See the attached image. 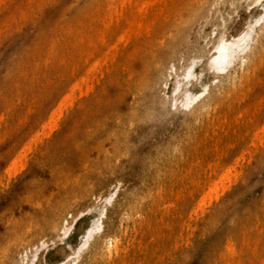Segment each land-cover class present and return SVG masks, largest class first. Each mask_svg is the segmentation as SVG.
Here are the masks:
<instances>
[{"label":"rangeland","instance_id":"1","mask_svg":"<svg viewBox=\"0 0 264 264\" xmlns=\"http://www.w3.org/2000/svg\"><path fill=\"white\" fill-rule=\"evenodd\" d=\"M26 1L28 2V0H18L15 3L7 4L5 11L0 12V26H2V21H5L10 13L19 17L22 10L27 7L26 4L28 3ZM183 1V7L177 15L171 17V22L159 24V30H162L161 35L159 34L162 44L157 45L159 51L165 50L169 47V44L171 46L174 42L177 46V54L182 53L186 49L198 52L200 47L206 42L204 39L205 35L208 38H213L217 31L221 29L220 25L223 24V20L228 21L226 27L234 32L249 14L256 15L261 10V6H256L249 13L247 2L245 1L232 6V0H208L206 5L210 13H203L201 16L190 20L192 5L190 8L185 7L187 5L186 0ZM104 3L105 0H45L44 8L36 11L34 19L25 20L22 23L18 22L12 29L6 30L3 34L1 33L2 35L0 34V117L1 115L4 117H1L3 120H0V264H25L26 261V264H28L31 261L29 259L32 257L36 258L34 260L32 258L34 261V263L31 261L32 264H54L65 259H68L66 260L68 263L73 259L67 258L73 255V248L76 247V244L82 242L84 238L86 239L83 236L85 229L91 225L92 220L96 222L99 218L102 222L110 219L112 224H110L109 229H106V226L105 229L94 233L95 235L92 234V238H89L92 244L89 242L90 245L85 246L86 248L80 253L82 258L77 257V263H72L127 264L128 262L126 261H129V259L124 260V257L133 256L132 253L137 254L136 252L140 250L142 251L134 255L133 259H130L129 264H134L135 261L137 263L141 261L139 262L140 264L143 263L144 257L141 256L144 254L142 253L144 250L147 251L149 247H147V243L145 245L142 226L145 225V222L147 223V220H149L148 222L154 220L153 208L156 194L160 192L161 188L159 187L164 180H167V175L180 173L183 167H187L194 159L200 156L202 153L201 146L211 125H229L226 114H233L238 110L243 113L244 109L247 111L248 109L246 108H250V105L255 103V96V101L259 100V97L264 96V82L258 85L254 91H250L245 81L235 80L232 82L229 80L218 88V93L212 99L214 101L213 104L208 109L203 110L199 116L189 114L195 107V102L198 101L196 100L191 103L190 107L192 108L189 107L188 110H184L185 113H188H186L187 115L181 114L175 118H167L162 115L164 108L169 107L168 111H175V108H173L174 104L169 99L172 97L171 91L174 87V80L169 79L166 88L164 87L165 92L160 88V100L156 101L157 107L153 113L156 123L147 121L140 124L136 119L131 118L127 126H124L121 114L129 107L133 95L125 91L126 77L124 79L110 77L108 82L102 84L92 94L93 100L91 102L83 103L81 104L82 106L79 105L81 107L76 106L65 114V119L63 117L58 120L56 119L58 115H54V122L58 120L57 123H59L58 125L56 123L58 128L53 127L55 125L51 124L49 131H46L47 135L50 134L48 135L49 137H44L46 136L44 131L49 124H46V129L41 124L49 120L50 111L54 110L57 96L62 94L63 87L57 86V77L54 76L50 79L49 85L45 84V91L42 86H37L33 91L26 87L19 92L18 81L25 73L26 70L24 69L31 68L43 56L49 55V50L52 52L51 49L58 45L55 42H58L60 37H63V41L65 40L67 44L62 43L59 48L53 49L52 53L56 51L53 54H56V57L50 56L55 58L53 60L55 64L60 59L61 61L63 59V61H67V58H69L68 61L73 60L76 57L75 48H71L68 43L71 42L70 44H73L75 42L73 37L76 38L78 30L82 28L86 27L85 32L88 34L94 31L93 26L90 25H93L92 20L95 19L94 17L99 16L104 11ZM97 6H100V8L96 9ZM19 10H21L20 13ZM125 22L126 20L123 17L120 19L119 25L123 26ZM81 23H84L82 26H86H80ZM69 30H72V33ZM9 32L10 34H8ZM66 33L67 35L71 33V37L64 35ZM67 38L68 40L70 38L69 42H67L68 40L66 41ZM50 43L53 44L52 47ZM135 45H127L126 49L121 50L123 59L125 61L130 59L129 62L132 65L131 69L125 68L124 70L125 72L128 70V73L133 72L136 77L141 78L143 86L146 83L149 66H145L139 55H134L135 49L137 50L138 47ZM69 46L71 49H69ZM130 51L132 54H130ZM68 53L71 54L67 55ZM127 54L132 55V58ZM50 56H47V58ZM262 59H264V55H262ZM171 63L172 59H167L166 65L171 66ZM237 64L230 65L227 70H224V73L237 68ZM196 70L202 71L198 85L195 87L200 89L207 81H212L214 72L210 71L211 69L208 70L206 65L197 67ZM57 73L54 72V74ZM213 82L215 84H211V88L218 86L220 83L216 80L211 83ZM258 92L260 93L258 94ZM22 93L25 96L24 99H22L23 96L22 98L20 97ZM206 94L207 92L204 96ZM205 97L202 95L198 99L201 101V98L204 99ZM11 100L14 103H10ZM29 102L32 103L29 104ZM5 106L12 112L10 110L6 111ZM33 107L36 108L34 109ZM239 107L240 109H238ZM29 108L34 109V112ZM29 110L32 113H29ZM2 111L4 113H1ZM6 112L8 113V119ZM24 117L28 119L26 120ZM18 120H21L20 123ZM51 123L53 122L51 121ZM15 126L17 130L13 129ZM262 128L263 130L259 136L255 137L253 135L247 141L244 152L238 150L233 135L229 138L228 136L220 138L221 141L219 140V143L221 145L223 142L228 145L229 154L224 160L227 164L241 157L235 168L243 174V182H241V186L235 187L233 193H231V196L236 195L237 197L238 205L236 204L235 207V215L231 221L215 222L213 229H211L213 231L209 229L201 231L199 229L200 231H197L195 241L188 242L183 254L177 260H171V263L168 262L169 264H208L207 261L215 264L213 260L215 258L217 260L219 256L217 253L221 252L220 249L226 245L225 242H227L228 238L230 236L238 237L239 234L241 236H239L240 239H243V236L244 238L249 237L250 244L255 241L258 250L264 252V244H262L264 241L262 240L260 244V239H264V218H262L264 216V163L260 161L264 153V125ZM126 129L129 136L125 143L119 144L115 142L114 137L110 138V130L111 132L116 130L118 138L122 139ZM7 130L9 131L7 132ZM34 131L37 135L40 132L39 136H37L38 138L35 137ZM31 137L35 138L36 142L39 140V142L36 144L33 141L32 146H34L30 147L31 150H29V147L26 149L24 146H28ZM228 139L231 141L229 142ZM29 146L31 145L29 144ZM262 149L263 153L257 157ZM17 155L18 158L21 156L19 160H16ZM14 160H16L15 163L13 162ZM175 183V187L178 185L179 187H177L180 188L179 181V184ZM103 194L111 195V197L106 196L105 201H102L105 197ZM112 194H114L113 197ZM97 197L100 198L98 199ZM182 197L176 194V197L172 198V202H183L181 200ZM176 198H178V201L175 200ZM162 199L161 203L163 205L167 198ZM164 199L165 202H163ZM185 199L188 201V198ZM104 202L107 206L102 205ZM96 207L100 208L96 209ZM89 208H93V210L85 213L84 211L89 210ZM66 211L67 213L65 214ZM81 212L84 213L82 217L78 214ZM100 212L103 216L99 214ZM104 216L106 217L104 218ZM72 217L77 218V220L71 219ZM70 220H74L72 221L73 223H70ZM171 220L174 222L173 218ZM58 221L59 223H57ZM67 221L73 225L74 229L70 230L67 227L70 225ZM65 222L66 226H64ZM64 227L68 228L65 231L69 233L68 235L64 234V231L63 233L60 232L64 230ZM245 228L246 232H244ZM242 230L243 232L241 233ZM207 231L210 234L206 233ZM251 231H254V234ZM225 232L226 234L224 235ZM247 233L250 234L248 235ZM216 234L217 236H215ZM61 235L63 238H61ZM103 238L104 240L106 238V240L103 241ZM107 238L108 240L111 238L110 244ZM116 238L119 239L117 240ZM133 238H135V241ZM114 240L118 241V243L117 241L115 242V245ZM213 240L214 242H212ZM40 241H43L46 245H42L40 248ZM101 242L103 244L105 242V250H103L104 247H102L103 244ZM131 244L133 246L130 249ZM127 245V250L130 249L131 251L125 249ZM139 245L144 246V248ZM249 245L246 246L248 253L252 251V246ZM35 246L40 249H37L40 251H37V254L31 252L36 250ZM211 246L213 247L210 248ZM218 246L222 247L217 250ZM109 247H112L110 251H106ZM99 248H103L102 255L99 253L101 251L98 250ZM27 250H30L29 253L31 255L34 253V256L31 257ZM111 250H113L112 254ZM115 250H118L117 253L119 255L115 254ZM205 250L207 253H205ZM104 252L106 253L104 254L106 255L105 258ZM107 252L109 253L107 254ZM25 253L27 256H25ZM123 253L124 255H122ZM109 254L111 256H108ZM127 254L128 257H126ZM204 254L206 255L204 256ZM121 255L122 257L124 256L123 259L120 257ZM208 255L210 256L208 257ZM24 256L28 260L24 261ZM99 256H102V258ZM205 260L206 262H201ZM216 263L219 264L218 260ZM68 264H71V262ZM143 264L146 263L144 262Z\"/></svg>","mask_w":264,"mask_h":264},{"label":"bare ground","instance_id":"2","mask_svg":"<svg viewBox=\"0 0 264 264\" xmlns=\"http://www.w3.org/2000/svg\"><path fill=\"white\" fill-rule=\"evenodd\" d=\"M17 1L18 0H0V12L2 13L5 11L7 4L15 3ZM207 1L208 0H186L187 5L185 7L190 8V6L192 5V8H193V9L191 8L192 16L190 20H193L197 18L198 16H201L203 13H206V12H208V14L210 13V11L207 10V5H206ZM244 1L247 2V8L249 9V13L256 6H261V10L256 15L249 14L246 20L234 32L230 31V29L226 27L228 21L223 20V24L220 25L221 29L217 31V33L215 34V36H213V38L211 37L208 38V36L205 35L204 39L206 40V42L203 46L200 47L198 52L197 51L193 52L192 50L186 49L182 53L177 54V46L174 44V42L172 43L171 46L169 44V47H167L165 50H162V51L158 50L157 45L162 44V42H160L161 41L160 35L162 33V30H159V24L162 22H165V24L171 22V17L177 15L179 13V10L183 7V3H184L183 0H105L104 8H103L104 11L101 9L103 12L99 16L97 15V17H94L95 19L92 20L93 25H90V26H93L94 31L90 32L89 34L86 33L85 32L86 25L82 26V24L84 23H81L80 26L85 27V28L81 27L82 29L78 30L76 38L73 37L75 42L73 41L74 43L70 44L71 43L69 42L70 38L69 40L68 38L66 39V41L68 40L67 42H69L68 44L71 46V48H75L76 57H74L73 60L71 61H68L69 58H67V61H63L64 60L63 58H62L63 59L62 61L61 59L58 61V59L60 58L59 57L57 59L58 62L55 64L53 61L55 60V58H52V57L54 56L56 57V54L53 55L56 51L52 53L53 49L59 48L62 43H65V40L63 41V37H60L59 41L57 40L58 42H55V43H58V45H56V47H53V49H51L53 44L50 43L51 47L49 46V48L52 50V52L49 50L50 52L49 55H45L46 57L43 56L39 60L37 59L38 61L35 62V64L31 68L24 69L26 71L25 73L23 72L24 74L22 78L18 81L19 92L23 91L22 88H26V87H28L30 91H33L37 86H42L45 91V84L49 85L50 79L54 76L57 77V84H58L57 86L63 87L61 91L62 94L57 96V99H56L57 103L54 104V108H53L54 110L50 111L51 115L49 114V120H47L46 123L42 122L43 124H41L42 126L44 125L43 126L44 129H46L45 127L47 126L46 124L50 125V126L48 125V128H47L48 130L46 129L44 132L49 131L51 124L55 125L53 127H57V125L59 124L57 123V121L63 117H64L63 119H65V116H66L65 114L71 111L76 106H79L86 102H91L93 100L92 94L96 92L102 84L108 82L110 77H115L118 79H122V78L124 79V77H126L125 79L126 83L124 84L125 91L128 94L133 95L131 98L129 107L127 108L125 112L121 114V120L123 121L124 126H127L131 118L136 119L138 123L140 124L145 123L147 121L149 122L152 121L153 123H156V120L153 117L154 109L157 107L156 101L160 100V94H161L160 88H162L163 92H165L164 87L166 88L169 82V79L174 80V87L172 88V91H171L172 97L169 99L171 102H173L174 104L173 108H175V111H168L169 107H167V108H164L162 115L166 116L167 118H175L177 116H180L181 114H184L185 116L188 113L186 112L187 113L186 114L184 110H188L191 103L198 100L197 102H195L196 105L193 108V110L189 112V114L199 116V114H202L203 110L208 109L213 104L214 101L212 99H214L213 98L214 95L218 93L217 92L218 88L222 87L225 84V82H228L229 80L232 82H234L235 80L245 81L247 83V86H249L248 89H250V91H254L258 85L264 82V59H262V55H264V0H232L231 5L236 6ZM27 3H28L26 4L27 7L24 8L22 12L21 10H19V13L21 12L20 13L21 15L19 14L20 15L19 17L11 13L9 15L7 14L8 16L6 20L2 21L3 24L2 26H0V34L1 33L3 34L6 30L12 29L16 23L18 24V22L22 23L25 20L34 19L36 11L44 8L45 0H28ZM98 8H100V6L99 7L97 6L96 9ZM16 11L18 10L16 9ZM123 17H124V20H126V22L123 26H121L119 25V21ZM89 27L88 29H90ZM91 30H92V27H91ZM70 32L72 33V30ZM67 33L64 35H67ZM71 33L70 35H72ZM8 34H10V32ZM70 35H67V36L71 37ZM55 43H54V46H55ZM127 45L138 46L137 50L135 49L136 52L134 55H137V56L139 55L142 62L145 64V66L146 67L149 66L146 83L143 86H142L143 83H142L141 78L136 77L133 74V72L128 73V70L127 72H125L124 70L125 68L131 69V66H132L129 62L130 59L129 60L126 59L127 61H125L121 54V50L124 49ZM70 46H69V49H71ZM63 49H64V46H63ZM70 54L68 53L67 55H70ZM130 54H132L131 51H130ZM50 55H53V56L51 57ZM47 56H50L51 58L49 57L50 58L49 59L47 58ZM129 56L130 58H132V55H129ZM167 59L168 60L172 59L171 66L166 65ZM65 60H66V57H65ZM235 63L236 64L238 63L237 68H234L233 70H228L227 73H224L225 69L227 70V68H229L230 65L231 66L235 65ZM205 65L208 70L211 69L210 71L214 72L212 74V81L216 80V81H219L220 83L218 86H215V87L213 86L211 88L210 87L211 84H215V83L214 82L211 83L212 81H207L205 84L201 86L200 89H196L195 87L198 85V81L200 79L199 76H201V72H202L201 70H196V68L203 67ZM54 72H58V73L54 74ZM206 92L207 94L205 95L206 96L205 97L204 94ZM176 93L178 94L176 95ZM259 93L260 92H258V94ZM202 95L205 98L204 99L201 98L202 100L200 101V99L198 98ZM258 96H261V95H258ZM20 97L22 99L25 98L23 93L22 95H20ZM255 98H254L255 103L253 105L248 104L250 105V108H246L248 109L247 111H245L244 109L243 113H241L240 110H238V111H235L233 114H228V115L226 114L227 120H228L227 122H229V125L227 124L228 126L227 125L226 126L224 125L225 127L219 126V124L218 126L214 124L211 125L209 129L207 130L206 139L201 146L202 153L200 154V156L194 159L193 162L187 167L186 166L183 167L180 173H176L175 175L169 174L166 177L167 180H164L162 184L160 182L161 186L159 188H161V190L159 193L156 194L157 196H156V200L154 202V208H153L154 215H155L154 220L152 222H148L149 220H147V223L144 221L145 225L143 226L141 225L142 230H143L141 231L144 236L143 239L145 240V245L147 243L148 245L147 247H149L147 251L144 250L143 253L141 252L142 254H144L141 257H144V262L146 264H152V263L161 264V263H168L171 260H177V258L183 254L185 246L188 245L187 243L195 241V236L199 229H201V231H206V229L211 230L213 229L215 222H218V221L227 222L229 220L231 221V219L235 215L237 197L236 195L231 196L232 195L231 193H233V189H235V187H238L241 184V182H243V177H244L243 174L241 172H238L235 168V165L239 162V159L241 157L236 158L232 163L227 164L224 160L225 158H227L229 154L228 145L225 142H223V144L221 145L219 143V140L223 136H228L229 138L231 135H233L235 137L234 140H236L238 150L240 152L241 151L244 152L245 151L244 147L247 141L253 135L255 137L260 135V132H262L263 130L262 127L264 125V96H262L261 98L259 97V100L257 101H255ZM17 100H19V98H17ZM12 102L13 101L11 100L10 103ZM31 103L32 102H29V104ZM34 109H32L33 112H34ZM238 109H240V107ZM7 110H10V109L6 108V111ZM30 110H29V113H32L30 112ZM235 110L237 109L235 108ZM1 113H4V111H2ZM27 113L28 111L25 114L27 115ZM5 114L7 117L8 113L6 112ZM54 115H58V117L56 118L58 120H56V122H54L55 121ZM1 117L3 116L1 115ZM3 118H1L0 120H3ZM50 120L53 123H51ZM224 123L226 124V122ZM5 126H6V123H5ZM16 126L13 129L17 130ZM23 126H24V123H23ZM51 129L53 130V128ZM0 131H1V128H0ZM2 131L4 132V130ZM8 131L9 130H7V132ZM42 132H41V135H42ZM35 134L34 136L37 137L39 136L40 132L38 133V135L36 132ZM45 134L46 136L43 135L44 137H49L48 135H50V134L47 135V132ZM110 135H111L110 138L114 137L115 142L119 144L121 143L123 144L128 140L129 133L126 129L124 131V136L122 137V139L118 138V134H116V130H114L113 132H111L110 130ZM32 138L33 137H31V139ZM31 139L29 141L30 143L27 141L31 146H29V144L26 142L28 144V146L26 145L24 146L26 147V149H28L29 147V150H31L30 147L34 146V145L32 146V142L33 141L36 142L35 138H33L34 140L32 139V141ZM230 141L231 140H229V142ZM37 142H39V140ZM224 144H226L227 146L225 145V147H223ZM26 149H23V150H26ZM262 153H263V149L257 155V157L260 156ZM19 158L17 155L16 160H19ZM261 158H260L261 159L260 161L264 163V153L262 154ZM16 160H14L13 162L15 163ZM20 164H21V160H20ZM178 181L180 184L178 183ZM175 182H177V184L180 185L181 189L178 188L179 187L178 185H176V187L178 186L177 188L175 187V184H176ZM115 191L117 192V190ZM236 191H237V188H236ZM114 194H112V197L114 196ZM176 194L177 196L178 194L180 196H183L181 198L183 202L182 201L178 203L176 202L177 204L175 203V201L172 202V198L176 197ZM104 196H105L103 198L104 200L102 199V201H105V198L107 195H104ZM108 196L111 197V195H108ZM162 198H165V199L167 198L166 202L164 199L163 202L165 203H163V205L161 203V200H163ZM185 198H188V201ZM177 199L178 198H176L175 200L178 201ZM92 204H95V203H92ZM102 205H105V202ZM93 208L92 209L89 208V210L87 209V211H84V210L83 211L85 213L88 211L90 212V210H93ZM98 208L96 207V209ZM101 212L99 214H101ZM66 213L67 211L65 212V214ZM82 213L83 212L78 213L80 217L84 215V213L83 214ZM63 215H64V212H63ZM101 215L103 216V214ZM101 215H98V216H101ZM105 217L106 216H104V218ZM73 218L74 217H72L71 219ZM77 218H74V220H77ZM171 218L174 219V222L171 220ZM262 218H264V216H262ZM100 220H101L100 218L96 222L95 220H92L91 225L85 229L86 231L84 230L85 232L83 236L86 237V239L84 238L82 242H80L79 244H76V247L73 248L72 250L73 255L67 257V258L70 257L71 259L73 258L72 261H70L71 264H73L72 262L77 263L78 261L77 257H81L80 253L82 252V250L85 249L87 245H90L89 242L91 241H89V238L91 237L92 234L99 232V230L101 229H105L106 226H107L106 229H109L110 224H112L110 222V219H108V221L103 220V222ZM72 221L70 223H73ZM57 223H59V221ZM70 225L67 227L70 230L72 228L74 229L73 225L72 224ZM64 226H66V222ZM254 226H258V225H254ZM68 228L64 227V230H61V231L59 230V231L61 233H63L64 231V234H65L66 233L65 231H67ZM116 229H117V225H116ZM245 230L246 228L244 229V232H246ZM208 231L206 233H208ZM242 232L243 230L241 231V233ZM252 233L254 234V231ZM66 234L68 235L69 233H66ZM208 234H210V232ZM225 234L226 232L224 233V235ZM247 234L249 235L250 233H247ZM62 235H61V238H63ZM215 236H217V234ZM239 236L238 237L230 236V238L227 237L228 240L227 242H225L226 245L223 248H221L223 245L219 247L220 246V243H219V246L216 248L217 250H219V248L222 249V250L220 249L221 252H218L216 250L218 252L216 253L219 255V256L216 255L218 256L217 260L219 264H264V252H260V250H258L257 243L253 241V238L251 237L253 243L250 244L251 241L248 240L249 237L248 238L245 237L246 238L245 239L243 236V239L242 238L240 239ZM250 236H253V235H250ZM110 239L111 238H109L108 240L107 238L108 243L109 241L111 242ZM133 239L135 241V238ZM105 240L103 238V241ZM260 240H261L260 241V244H261L262 240L264 241V239L261 238ZM116 241L114 240V245L116 244L115 243ZM212 242H214V240ZM41 243H44V242L40 241V248L42 247V245H46L45 243L44 244H41ZM105 245L106 244L104 242L102 246L104 247V249L102 248L103 250H105ZM248 245L252 246V249H251L252 251H249V253L246 250V246ZM132 246L133 245L131 244L129 248L131 249ZM139 246L144 248V246H141V245ZM36 247L37 246H35L36 250L31 251V252H35L37 254V251L40 250L38 248L39 244H38V247L37 248ZM127 247L128 245L125 248L126 250H127ZM212 247L213 246H211L210 248ZM110 248L112 247L107 248L106 251H110ZM89 249H88V252H89ZM102 249L100 248L98 249V250H101L99 252L101 255H102L101 252H103ZM113 250H111V254ZM27 251H28L27 253L30 252V250H27ZM117 251L115 254L119 255ZM96 252L98 253V251ZM139 252H136V253L138 254ZM108 253L109 252H107V254ZM124 253L122 255H124ZM205 253H207V251ZM29 254L31 255V253ZM104 254L106 253L104 252L103 255ZM111 254H109L108 256H111ZM132 254L133 256L130 255L131 258H129L130 256L128 257V254L127 256L125 255L128 258H125L123 256L124 260L129 259V261H126L128 262L127 264H129V262L131 261L130 259L134 258V255H137L135 253H132ZM94 255H99V254H94ZM122 255L120 257L123 259ZM205 255L206 254H204V256ZM210 255H208V257ZM25 256H27V254ZM32 256H34V253L31 255V257ZM99 257L102 258V256H99ZM105 257L106 255H104V258ZM32 258L29 260H31L34 263L33 260L35 257L33 258V260ZM203 258L205 259V257ZM24 259H25L24 261H26V259L28 260V258L26 257ZM211 259H212V256H211ZM66 260L68 259H65L62 262H58L54 264L70 263V262L67 263ZM217 260L216 258L215 260H213L215 261V264H217L216 263ZM31 261L28 264H32ZM201 262L204 263L206 262V260L201 261ZM207 262L208 264H212L210 261H207ZM135 263L137 262L135 261L134 264Z\"/></svg>","mask_w":264,"mask_h":264}]
</instances>
